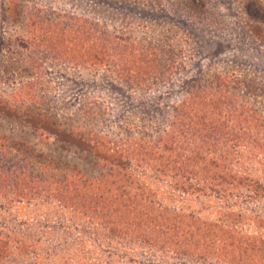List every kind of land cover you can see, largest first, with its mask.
I'll use <instances>...</instances> for the list:
<instances>
[{"label":"rangeland","instance_id":"obj_1","mask_svg":"<svg viewBox=\"0 0 264 264\" xmlns=\"http://www.w3.org/2000/svg\"><path fill=\"white\" fill-rule=\"evenodd\" d=\"M247 1L252 0H0V160L34 168L45 160L60 177L63 163L95 160L67 142L69 135L156 136L168 128L176 108L183 120L191 108L185 97L197 86L217 85L264 116V21L247 16ZM84 113L94 115L83 118ZM200 115L192 111V118ZM24 118H33L35 128ZM74 127L79 130L70 134ZM252 146L233 143L223 157L258 188L230 183L219 192L192 189L186 195L156 190L181 213L193 214V227L212 221L222 228L199 253L206 261L164 250L167 262L161 264H264V152ZM40 200L12 207L5 216H42L53 224L60 198L51 193ZM64 213L67 241L77 247L78 231L95 232V226L81 214L72 222L70 212ZM91 247L80 248L78 258L96 255Z\"/></svg>","mask_w":264,"mask_h":264},{"label":"trees","instance_id":"obj_2","mask_svg":"<svg viewBox=\"0 0 264 264\" xmlns=\"http://www.w3.org/2000/svg\"><path fill=\"white\" fill-rule=\"evenodd\" d=\"M244 9L249 18L264 21V5L259 1H247ZM121 75L127 80L132 78L124 67ZM202 87L197 86L200 89L191 92L195 94L185 97L191 108L183 120H179L183 114L176 108L168 128L156 136L107 140L90 131L87 136L73 134L78 127L69 129L74 136L68 134L67 142L91 152L95 160H81L84 165L63 163L60 177L51 174L57 166L45 160L35 164L37 168L0 160V264H161L167 262L161 252L164 250L179 259L206 261L199 253L208 250L218 227L222 230L220 225L208 221L201 222V228L193 227L195 216L181 213L172 198L165 202L156 190L164 188L171 195H186L192 189L219 192L230 183L246 189L258 188L255 181L243 178L223 156L232 151L233 143L242 142L257 145L264 152V116L242 98L225 95L217 85ZM192 111L201 115L192 118ZM93 115L84 113L82 117ZM230 119L233 123L228 124ZM24 120L35 128L33 118ZM186 139L194 144L185 143ZM14 147L23 148L19 144ZM86 165L92 171L96 169V174H90ZM51 193L60 198L62 205L61 212L55 211L53 224L42 216L22 215L15 220L13 214H8L11 218L5 216L12 207L28 208L31 203L39 204L40 199L45 201ZM67 210L72 222L81 214L88 225L95 226V232L78 231L77 247L71 244L72 239L67 241L68 227L62 225ZM121 240L141 246L137 250ZM86 245L94 246L91 251L96 255L79 259L76 252ZM212 250L215 253L213 247Z\"/></svg>","mask_w":264,"mask_h":264}]
</instances>
